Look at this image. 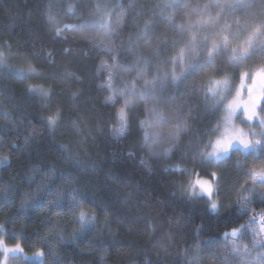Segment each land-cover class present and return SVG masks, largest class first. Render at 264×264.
<instances>
[{
    "label": "trees",
    "instance_id": "1",
    "mask_svg": "<svg viewBox=\"0 0 264 264\" xmlns=\"http://www.w3.org/2000/svg\"><path fill=\"white\" fill-rule=\"evenodd\" d=\"M64 1L43 0L45 13L51 5L50 13L57 20L53 24L48 15H41L36 10L38 0H0V60H3L0 64V158L6 157L8 161L0 165V189L4 190L0 192V225L3 226L0 235L7 245L19 244L26 254L42 251L44 255L43 263L13 256L6 264H146V261L149 264H185V250L189 256L196 255L195 245H199V264H225L223 233L248 221L253 210L257 214L264 211V203L257 196L248 206V215L240 217L238 211L222 210L221 215L214 216L206 211L204 201L187 202L180 186L188 187L189 180L196 179L195 173L211 179L210 174L215 171L220 177L218 198L230 203L237 198L232 186L241 184L248 167L264 164V156L257 153L260 158H255L235 152L230 159L218 164L194 165L192 156L198 149L193 137L197 129L203 127L200 121L190 122L191 130L182 136L167 159L153 157L148 148L141 146L142 132L134 130L127 137L116 138L113 135L116 110L124 101L121 99L115 107L105 106V98L112 95L113 88H122L125 79L131 83L136 74H118L116 71L114 78H110L109 69H99L102 59L111 66L112 61L107 56L85 55L86 49L71 42L73 36L67 34L69 30L60 37L55 35L57 27L63 29L65 25L78 24L88 17L97 2ZM110 1L124 5V9H120L125 11L123 24L113 41L121 56L131 62L134 57L127 52L129 39L136 40L145 21L153 16L152 7L162 0ZM209 2L183 0V3L201 7ZM252 2L259 4L261 0ZM133 3L137 7L127 10ZM145 4L151 6L142 13L139 5ZM69 6L72 11L68 10ZM216 11L211 10L213 16ZM167 15H175L177 24L186 23L189 18L188 12L174 9H169ZM190 16L192 21L201 18L198 11L191 12ZM65 35L67 41L63 39ZM157 37L179 39L166 23H160L150 38L155 43ZM179 47L170 54L178 55ZM66 48L72 49L71 55L64 51ZM137 54L152 58L143 41L139 42ZM216 62L220 66V75L216 79L233 71L220 57ZM259 63H264V59L257 54L242 67ZM171 68L169 65L167 70L171 71ZM239 71L236 69L237 85ZM152 74H155V67ZM200 75L206 81L212 73L206 71ZM102 84L104 88H101ZM109 84L112 87H107ZM142 84L143 80H140L136 88L141 89ZM41 90L50 95L44 96ZM198 96L202 98L203 93ZM176 103H180L179 90ZM168 107L161 105V111L166 112ZM57 111L59 122L51 128L47 118ZM221 115L217 113V118ZM136 119L144 120L147 127L146 114ZM203 120L209 121L208 127L216 123L208 116ZM170 128L168 125L165 138ZM170 146L167 142L161 143L157 151ZM129 152H134L135 156H129ZM141 158L151 171L141 163ZM238 160L245 163L244 169L237 167ZM37 166L41 171L32 172ZM175 166L186 171L182 174L172 170ZM49 167L55 168L54 189L69 186L62 177L70 174L73 178L70 186L82 193L83 203L76 208L75 214L68 211V201L60 208L49 206L50 198L37 188ZM256 191L264 189L256 187ZM26 192L36 193L41 199L33 202L29 196V203L24 206ZM128 193L131 196L126 199ZM81 211L95 217L85 230H81L80 223L74 219ZM201 223L204 227L197 233ZM218 240L221 242L216 243ZM252 240V233L247 232L238 241L248 245L249 259L264 252L260 248L253 250ZM209 241L213 243L209 244ZM2 260L0 252V264ZM231 264L237 262L231 260Z\"/></svg>",
    "mask_w": 264,
    "mask_h": 264
},
{
    "label": "snow or ice",
    "instance_id": "2",
    "mask_svg": "<svg viewBox=\"0 0 264 264\" xmlns=\"http://www.w3.org/2000/svg\"><path fill=\"white\" fill-rule=\"evenodd\" d=\"M150 6V4L139 5L142 13ZM136 7L134 3L129 4L127 10H134ZM50 9L51 5L49 12L45 13L43 0H38L36 10L40 11L41 15H48V20L56 24V17L50 13ZM113 9H124V5L98 3L95 11L91 13L92 19L80 24L65 25L63 29L57 27L55 35L60 37L65 30L74 31L77 35L72 37L71 42L86 49L85 55L107 56L112 61L111 66L102 59L99 69H109L110 78H114L113 73L116 71L124 74L135 72L136 76L131 83L125 79L122 88L119 90L113 88L112 95L105 98V106L115 107L121 99L124 101L116 110V124L113 128V135L116 138L127 137L134 130L142 132L141 146L148 148L151 156L167 159L175 151L182 136L191 130L190 122L200 121L203 127L198 128L193 137L198 149L196 155L192 156L194 165L218 164L230 159L233 151L245 156L253 155L255 158H260L257 153L264 156V63L242 67L257 54L264 59V0L259 4L252 0H210L202 7L198 4L183 3V0H162V3L152 7L153 16L145 21L136 40L129 39L127 52L134 57L131 62H128L127 57L121 56L120 49L115 47L113 41V36L121 30L125 11H121L113 22L106 19ZM169 9L188 12V21L177 24L175 15H167ZM68 10L72 11V7L69 6ZM211 10L218 11L213 16ZM197 11L201 18L192 21L190 13ZM241 12L243 15L238 16L237 13ZM160 23H166L179 39L168 40L157 37L154 43L150 37ZM63 39L67 41L68 37L65 35ZM140 41L150 49L151 59L137 54ZM178 46H180L179 54L171 55L170 51L175 52ZM64 51L69 55L72 53L71 48H66ZM205 51L206 56H204ZM217 57L233 69L231 74L225 72L220 79L215 78L220 75ZM2 63L3 60H0V64ZM169 65L172 66L171 71L167 70ZM153 67H155L154 75ZM236 69H240L238 85L235 83ZM206 71H210L212 75L205 81L200 74ZM69 75L74 74L69 73ZM140 80H143V86L137 91L136 85ZM104 87L105 85L102 84L101 88ZM107 87L112 85L109 84ZM178 90L179 104L176 103ZM41 91L44 96L50 95L49 92ZM198 93H203V97L198 96ZM161 105L169 106L166 112L161 111ZM217 113L222 115L217 118ZM141 114H146L148 117L147 127L144 120L136 119ZM205 116L215 119L216 123L208 127L209 121L203 120ZM59 117V111L48 116V126L54 128L59 122ZM163 124L171 126L166 137V142L171 146L157 151L160 147L161 134L153 135V131L157 125ZM25 143H28L27 137ZM128 155L135 156V153L129 152ZM7 163L6 157L0 158V165ZM141 163L151 171V167L143 158ZM237 167L244 169L246 165L238 160ZM172 170L182 174L186 171L178 166ZM31 171L39 173L41 168L37 166ZM165 171L169 169L165 168ZM193 172L195 173V167ZM210 175L211 179H207L195 173L196 179L194 181L190 179L188 187L180 186L181 194L186 197L187 202L204 201V208L214 216L221 215L223 210L228 213L238 211L240 217L248 215V206L255 202L257 196L261 203H264V191H256V185L264 189V166L259 169L248 168L243 173L244 183L240 184L239 190L235 187L232 189L237 191V198L228 204L218 198L220 177L217 172L213 171ZM54 178L55 168L49 167L37 184V188L41 194H46L50 198L49 206L60 208L64 201H68V211L75 214L76 208L83 203L82 193L79 189L70 186L73 181L70 174L62 177L68 183L67 187L54 189L52 187ZM248 180L252 182L251 187L248 186ZM3 191L0 189V192ZM29 196L32 197L33 202L41 199L36 193L26 192L24 206L28 205ZM130 196L131 193L126 194V199ZM74 219L80 223L81 230H85L89 221L95 217H90L81 211L78 216L74 215ZM177 223L179 224V221ZM203 227L201 223L197 233ZM247 232L253 235L252 249H264V211L257 214L253 210L248 221L223 233L221 240L225 250V264H231V260H235L237 264H264V252H259L254 259H249L251 252L248 245L238 243ZM220 242V240L216 241V243ZM0 246H3L5 255L22 251L19 244L9 248L4 240H0ZM198 249L199 245L193 247V251L197 254L192 256H189L188 250H185V264H199ZM146 264L149 262L146 261Z\"/></svg>",
    "mask_w": 264,
    "mask_h": 264
},
{
    "label": "rangeland",
    "instance_id": "3",
    "mask_svg": "<svg viewBox=\"0 0 264 264\" xmlns=\"http://www.w3.org/2000/svg\"><path fill=\"white\" fill-rule=\"evenodd\" d=\"M61 1H62L63 3H65L64 0H58L59 3H61ZM71 1H72V0H71ZM105 2H108V3H110V4H113V3H111L110 0H97V2L95 3L94 7L92 8V10H90V15H88V17L82 18V19L78 22V24L83 23L85 20H90V19H92L91 13H93V12L95 11L96 5H97L98 3L103 4V3H105ZM120 12H121L120 9H113L111 15L106 16V19H109V20H111V21L114 22V21H115V18L119 15ZM67 34H70L71 36H75V35H77V33L74 32V31H68ZM117 72H118V71H117ZM118 74H119V72H118ZM122 77L124 78V76H122ZM123 82H124V81H123ZM142 85H143V84H142ZM139 90H140V89H137V91H139ZM237 123L239 124V121H237ZM167 128H168V124L157 125V126L155 127V129H154V131H153V135H155V134H157V133H160V134H161L159 144H161V143H163V144L166 143V138H165V135H166V134H165V133L167 132ZM150 130H151V129H150ZM257 130H258V129H257ZM256 138H258V137H256ZM256 138H254V139H256ZM210 150H211V149H210V147H209V151H210ZM235 152H236V151H233L232 154L235 153ZM232 154H231V155H232ZM236 154H239V153L237 152ZM262 166H264V164H263V163H259V164H257L256 166L252 165V166H250V167H248V168L256 167L257 169H259V168L262 167ZM248 168H247V169H248ZM247 169H246V171H247ZM240 183H244V175H243V177H242V181H241ZM247 183H248L249 185H252L251 180H248ZM237 185H238V184H237ZM233 187H235V188L238 190V188L240 187V184H239L238 186H235V185L232 186V189H233ZM256 187H259V185H256ZM259 188H260V187H259ZM235 192L237 193V191H233V194H235ZM224 203H225V204H228L227 201H225ZM0 240H4V239H3V236H1V235H0ZM6 246L9 247V248H13V247H15V245H7V244H6ZM21 249H22V248H21ZM0 252H1V254L3 255L2 264H6V263H7V260H8L10 257H13V256H19V257H22V259H24L25 261H33V262H36V263H43V262H44V255H43L42 251H38V252H34V253H27V254H26V253L22 250V251H19V252L9 253V254L5 255L4 252H3V246H0Z\"/></svg>",
    "mask_w": 264,
    "mask_h": 264
}]
</instances>
